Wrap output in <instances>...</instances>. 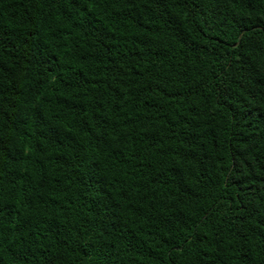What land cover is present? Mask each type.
<instances>
[{
	"label": "trees",
	"instance_id": "1",
	"mask_svg": "<svg viewBox=\"0 0 264 264\" xmlns=\"http://www.w3.org/2000/svg\"><path fill=\"white\" fill-rule=\"evenodd\" d=\"M0 264H264V0H0Z\"/></svg>",
	"mask_w": 264,
	"mask_h": 264
}]
</instances>
